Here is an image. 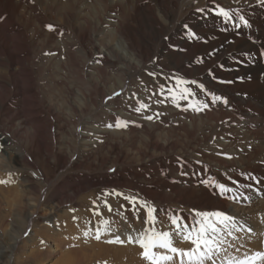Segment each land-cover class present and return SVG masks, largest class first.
<instances>
[{
  "label": "rangeland",
  "instance_id": "obj_1",
  "mask_svg": "<svg viewBox=\"0 0 264 264\" xmlns=\"http://www.w3.org/2000/svg\"><path fill=\"white\" fill-rule=\"evenodd\" d=\"M65 1L66 0H46L47 7L45 18L47 19L45 20L47 22L46 24L51 23L55 27H60V30L57 28L55 30L56 39H61L62 41L65 39L70 42V45L67 47L64 46L63 43V46L59 44V48H56V51L54 48H50L49 46L46 48L44 46L36 56L35 62L27 65L28 70H32L33 72V82L35 86L41 90L38 89V97L36 99L38 105L32 107L33 103H30L29 105L31 107L26 105L25 108H28L27 113H29L30 109L31 112L29 114L32 116L34 115V110H36V112H39V116L36 117L42 119V123L46 125L48 123L51 124V127L46 131L52 138L50 142L53 143V152L51 149L49 153L44 150H32L31 147L34 139L31 136L23 133H20L21 136L14 135L12 132L14 126L10 127V125H14L18 117L16 116L17 120L16 118L13 120L7 119L4 114L6 113L4 109L6 104H0V133L13 143L18 153L20 152L22 156L24 155L28 159V161L19 160L21 162H15L14 160L10 161L8 156L4 153L6 161L4 160L1 162L0 170L7 171L6 174L13 173L12 179L14 182L0 185V218L4 216V225L0 226V230L1 227L8 228L9 218L11 216L14 217L13 203L7 205L5 199H3V196L6 195L5 192L9 191V194L11 193L10 195H13L14 192L17 191L18 204L15 211L22 209L20 213L26 214L25 209H23L27 202L26 198H24L25 194L28 196L31 191L33 193L32 195L36 196L35 198H38V201L43 203L44 200L48 199L49 195L57 191L59 188L58 184H63L67 187L69 186L67 183L73 179L77 180L79 175L88 176L93 179L92 181H95V184L92 185L86 193L83 192L81 194L83 197L87 198L89 195V197H94L93 200L95 201L107 199L108 202H114L116 204L119 200H122L126 209L125 212L131 213L129 211L131 205H129L123 197L115 195H108L105 197L103 193H111L113 190H116L124 195H137L140 199H143L142 192L138 188L131 187V182L135 180L132 175H126L127 173H125V171H123V173L121 171L120 175L116 176L115 172L124 169L135 172L137 175V169L141 165L137 158V153L144 157L145 154L151 153L150 150H153L144 139L145 133L143 129L146 124L149 123L154 124L156 129L158 128V133L161 135V137H159V135L157 136L159 145L163 144L167 139L174 146L170 149L168 147L165 148L164 145V147L160 146L156 150L160 155L155 160L164 168V173H170V167L175 162L177 168L180 167V169H178L182 170V164L178 161V158L186 147L191 148L195 146L197 150L199 147L203 152L207 151L215 155L216 153L211 151L219 148L215 146L218 138L228 137L229 134L232 133L231 131H234L235 139L232 140L230 144V150L234 152L236 150V152L242 156L250 155L251 161L259 157L264 158V148L258 147L261 142H264V59L247 62L242 66L233 63L230 55L234 54L239 57L243 51L258 52L261 46L264 45V9L256 6V0H248V6L245 8L250 22H254L253 27L251 29H242L239 35H237L235 31H222L223 25L213 18H209L207 21H201L193 16L195 7H205L211 4L212 0H69L73 6V8L69 10L71 12L69 13L71 14L68 18L69 21L57 22L59 19L58 15ZM37 2L40 1L37 0ZM37 2L35 0H27L28 4L35 5L36 7ZM217 2L223 7H237L244 4V0H240V4H237L236 0H217ZM90 5H92V7ZM96 9L99 12L97 14L95 13ZM165 16L167 18H165ZM86 19L88 20V25L83 23ZM118 20L122 22V30L124 33L128 35L131 40L136 42L142 52V65L137 70L128 66L121 70L120 64L113 65L114 63H111L109 60L101 59L100 56L97 55V50H99L101 46H93L92 42L94 40L90 39V37L93 36L91 33H102L99 34V36L106 33V35L111 36ZM79 22L84 24L82 28L76 25V23ZM182 22H187L191 26H194V31L198 33L201 39L193 40L191 38H185ZM101 28L103 32H98ZM44 29L45 32H53L46 27ZM94 29H96V32L93 31ZM165 35L169 36V40H163V36ZM97 36L98 35H96V38L99 37ZM109 36L108 40H110ZM67 37H69V39ZM229 41H231V43H229ZM111 42L115 43L114 46L116 48L119 47V50H123L126 56H129L126 48L121 49V45L119 46V44H116L118 42L117 40L111 38ZM173 45L175 47H172ZM221 45H223L222 48ZM213 49H219V51H217L215 55L209 56L208 53ZM102 52L106 53L103 49ZM40 56H44V58ZM197 57L202 59L203 63H197ZM70 59L72 61L68 63ZM97 60L100 62L97 63ZM221 62L226 66L224 70L217 66L218 63ZM43 67H49V69L44 70ZM208 68H212L216 76L224 80H233L235 82L232 84L217 83L208 75ZM231 68H235L236 71L227 70ZM148 71H155L158 73L162 71L165 75L169 76L175 73L177 76H183L188 80L196 79L199 82L205 83L209 89L216 90L218 94L226 95L229 98L230 106L218 104L205 113H193L191 111L185 113L176 108L171 101H166L165 104H157L155 101L160 97L153 93L156 92L158 84L164 83L165 81L160 78L153 79L147 75ZM54 72L59 74L60 83H62L61 87L63 88H65V86L72 87L74 92H81V90H87V88L89 91L91 90V97L93 98L94 105L87 108L84 114L85 118L93 117L94 123L88 124L90 128L98 130L104 129L106 131L103 135H99V133L93 135L96 139L91 138V140L92 142H96V145L92 150L93 152H90L89 156L85 157L86 161L81 168L74 165V158L69 161L70 156L65 150V142L71 138L69 133L70 128L75 124H81V119L79 116L68 118V114H66L68 111L64 108L65 104L62 100L63 98L61 99L60 97L62 95L59 91H56V89L47 87L49 80L55 78ZM99 73L100 79L89 80V74H96L95 76H98ZM238 76H243L244 79L242 81L237 80L236 78ZM6 81V86L11 89V80L7 79ZM93 81L95 87L92 88L90 84H92ZM117 86H119L118 89L110 92ZM189 86L197 92L198 96H202V93H200L199 89L194 85ZM51 89L53 91H51ZM101 91L103 93L106 91L102 98H100L98 94ZM114 92H120L121 95L119 97H114L111 101L106 100V97L111 96ZM132 93L136 94L135 97L132 96ZM149 97H151V99H149ZM74 98L77 99L79 97ZM138 100L149 103V110L143 114H137L133 109L137 106ZM29 101H31V99L27 98V103ZM48 103L57 108L59 107L58 110L60 114H62L60 119L54 118L56 113L51 114L47 111L46 105H48ZM181 103L184 104L186 102ZM231 109L235 110L233 111ZM156 112L161 113L160 119L147 121L143 118L144 115H151ZM9 113L11 116L12 112ZM31 115L30 119L32 118ZM209 115H212L214 118H210ZM117 116H122L124 117L122 119L125 120L135 121V124H131L127 129L106 127L109 123L114 124ZM241 116L244 117L243 120L240 119ZM191 121H195L196 124L192 129V136L189 140L188 137L184 135V131H186V127ZM243 123L246 125L244 126ZM247 123L250 125L248 127L251 133V139L248 138V142H246L247 137L238 134V132H240L238 131L239 128L242 126L246 128ZM57 124H62L60 126H62L63 129L59 130L58 134H55ZM81 125L77 126V131L78 129L79 131L82 129ZM240 130L242 131L243 129L240 128ZM118 131L119 134L113 135L114 132ZM202 133L207 134L204 140L201 138V135H203ZM243 133L247 134L246 132ZM85 134L89 135V133ZM18 142H23V144L21 143L22 146ZM246 143L250 144L246 146V148L249 147V150H253L255 147L257 148L250 152L245 149ZM236 152L228 155L232 158L235 157L234 159L245 157H238ZM57 155L66 156V163H60ZM228 155H223V159H229ZM76 156L77 154L73 157ZM117 157H119V163L122 164L119 165L115 163V165L111 167ZM46 158H48L49 161L47 164ZM189 161H191V159H189ZM149 171L152 172L151 170ZM197 171L194 172V174L198 176L201 174V171L198 169ZM33 173H35V175H33ZM249 174L255 176L254 173ZM202 176L204 175L202 174ZM258 177L262 180L261 176L258 175ZM0 179H2L1 175ZM108 179H117L120 184L117 187H110L108 184H105L108 183ZM162 181H166L169 185L172 183L171 186L177 183L174 179L169 177L162 179ZM192 186L194 187L193 183ZM28 188L31 190L29 191ZM65 190L67 191L68 188ZM149 190L152 189H148L147 191ZM22 191H26L23 196ZM169 193L170 191H163L164 195H170ZM151 203H154L160 212H163L160 208L170 204L168 202L163 203L159 208L157 203L153 201ZM63 205L65 206L63 207L65 210L61 206L60 207L64 212L62 210L57 212V216H62L66 214V212L69 214L71 213V210L68 209L69 204L66 202L63 203L62 206ZM33 217L36 218V215ZM95 219L96 218L93 219L92 216V220ZM17 220L19 221L15 223L16 229L22 228L21 230L25 229V231L29 232L32 230V226H30L28 220L26 221L25 228L23 220L19 215ZM47 222L49 221L44 222V224L50 226L51 223ZM137 229H139V227H137ZM4 237L5 236H2L0 231V243L4 242V248L6 247L4 254L0 257V264H11V259L9 260L10 263H8V258H14V253L12 254L11 247L7 246L9 242ZM24 238L25 236L22 232L21 236L15 242V247L20 246ZM102 240L103 239L96 241L93 238L90 243L92 241L102 243ZM41 241V239L38 241L39 245H43ZM106 241L105 243L108 244ZM66 249H68V247ZM101 263L104 264L105 262L99 260L96 264ZM23 264H36V261L29 257L23 261Z\"/></svg>",
  "mask_w": 264,
  "mask_h": 264
},
{
  "label": "bare ground",
  "instance_id": "obj_2",
  "mask_svg": "<svg viewBox=\"0 0 264 264\" xmlns=\"http://www.w3.org/2000/svg\"><path fill=\"white\" fill-rule=\"evenodd\" d=\"M35 1L37 2V0ZM39 1L41 3L37 2L36 7L35 5L28 4L27 0H0V16L5 17V19L0 20V104H6L4 107L6 113L4 114L7 119L13 120L16 118V116L18 117V120L16 118L17 122L14 125H10V127L14 126V129L12 130L13 134L16 136H21L20 133H23L31 136L34 139L33 145L31 147L32 150H44L45 152L49 153L50 149L52 151L53 143L50 142L52 138L50 137L49 133V135L47 134L46 130L51 127V124L48 123L46 125L42 123L43 120L36 117L39 116V112H36V110H34V115L32 116L31 114H29L31 112L30 109L29 113H27L28 108H25V106L29 105L30 103H33L32 107L38 105L36 99L38 97V89H40L35 86L33 82V72L32 70H28L27 65L35 62L36 56L40 53L41 49L44 46L46 48L48 46L50 48H54V50L56 51V48H59V44L63 46V43L64 46L68 47V45H70V42L66 41L64 39L65 37L63 38L64 41H62L61 39H56L55 31H53L52 33L44 31L45 25L47 23L45 20L47 19L45 18L47 6L46 0ZM90 6L92 7V5ZM71 8H73L71 2L69 0H66L65 3H63V7L61 8V11L58 15L59 19L57 22H68V18L71 16V14H69L71 13L69 11ZM96 11L97 9L95 10L96 14L99 13L98 11ZM165 18L167 17L165 16ZM85 21H83V23H85V25H88V20L86 19ZM83 23L79 22L76 23V25L82 28L84 26ZM56 28L60 30V27H55V29ZM122 28V22L118 20L115 28L113 29L114 32L111 34V36L106 35V33H103V35L100 36L99 34L102 33H91L93 35V38L90 37V39L94 40L92 42L93 46H101L99 50H97V55H99L101 59H105L107 61L109 60L111 63H114L113 65L120 64L121 70L127 66L137 70L142 65V52L140 51V47L136 44V42L131 40V38L124 33ZM95 30L96 29H94L93 31ZM98 32H103L102 28L98 30ZM96 35H98L99 37L97 36L98 38H96ZM108 36L110 40H108ZM67 38L69 39V37ZM111 38L118 41L116 44H119V46L121 45V49L126 48L128 52L127 54H129V56H126V54L123 53V50H119V47V49L116 48L114 46L115 43L111 42ZM102 49L106 53H103ZM40 57L44 58V56ZM70 61L72 60L70 59L68 63ZM43 69L46 70L49 69V67H43ZM54 73L55 78L49 80V83L47 82V87L56 89V91H59V93L62 95L60 97L61 99L63 98L62 100L65 104L64 108L68 111V113H66L68 114V118H75L79 116L81 119L80 122L82 125L74 123L75 125L69 130L71 138H69L68 141L65 142L66 153L70 156L69 161L74 158V165L81 168L83 167V163L86 161L85 157L89 156L90 152H93L92 150L96 145V142H92L91 140V138L96 139V137H93V135L96 133H99V135H103L104 133H106V131L104 129L98 130L95 128H90L88 124L94 123V119L92 116L89 118H85L84 114L87 111V108H90L94 105L93 98L91 97V90L89 91V89L87 88V90H81V92H74L72 90V87L65 86V88H63L61 87L62 83H60L59 74L57 72ZM90 75L92 74H89V77L87 76L89 80L101 78L100 73L98 74V76H95L96 74L92 76ZM7 79L11 80V89L6 86ZM90 85V87L92 88L95 87L94 81ZM118 87L119 86L115 87L110 92L118 89ZM52 89L51 91H53ZM105 92L103 93L101 91L100 93H98L100 98L104 96ZM73 96L79 98L75 99ZM27 98H30L32 102L29 101L27 103ZM54 107L55 106L50 103L46 105L47 111L51 114L56 113L54 118L60 119L62 114H60L58 110L59 107ZM9 112H12L11 116L9 115ZM30 115L32 116L31 119ZM209 117L214 118L212 117V115H209ZM120 118L124 117L120 116ZM188 124L189 125H187L186 131H184V135L189 139L192 136V129L195 127L196 123L195 121H191ZM60 125L57 124L55 134H58L59 130L63 129V127ZM78 125H81L82 127L80 131H77L76 129ZM245 125L246 124H244V126ZM248 126L250 125L247 123L246 128L243 126L240 127L241 129H243L242 131L246 132L247 134H244L240 130V128L238 130L240 131L238 132L240 136L247 137L246 142H248V138L251 139V133L249 131L250 128ZM157 129L156 126L151 123L146 124L143 129V132L145 133V142H148L147 144L151 146L153 150H150L151 153L145 154L144 157L136 152L137 158L140 161L138 162L141 164L137 169V175L135 172L127 171L124 169L115 172L116 176H119L121 171L122 173L123 171H125V173H127L126 175H132L135 180L131 182V187L138 188L143 194V199H149L150 202L153 201L157 203V205H159V208L163 203H170L169 205L167 204L164 205L163 208H160L163 210V212L159 211L157 213L158 219L162 222L158 224L157 227L161 230L172 231L167 219V215L170 212H179L182 213L185 217H188L193 209L200 211L217 209L227 210L229 214L236 216L237 219L242 220L247 226H250L253 229L252 233L238 234L240 236H252V240L248 242L247 246L256 249L261 248L259 241L261 239H264V236L260 235L261 233H264V184L259 186L253 184V189L247 190L245 192V194L249 197L248 200L234 202L218 198L217 196L212 194L211 189H205L203 186H201L199 184V180L207 178L208 176H213L215 179L220 180L221 182L228 183V176H231L233 179L240 180L242 184L250 183V181H246L242 176H240L241 171L245 173H254L256 177H258L259 175L261 176L262 180H264V158L259 157L260 159L256 158L251 161L250 155H243L245 156L243 157L235 150V152L237 153L236 155L243 158L234 159L235 157H233L231 159L224 160L223 158L224 156H227L226 154L235 153L234 151L230 150V144L232 143V140L235 139L234 131H231L232 133H230L231 135L229 134L228 137L218 138L215 146L219 148L213 151L210 150L211 152L216 153L215 155L212 153H208L207 151L203 152L199 147L198 150L195 146H192L191 148L186 147V149L181 152V156H178V161L182 164V170H179L180 167H178L179 169L177 168L175 162L172 166L170 165V173H164V168L159 165V162H156L155 160L160 155V153L156 152V150L160 146L164 147V145L165 148L168 147L170 149H172L174 146L167 139L163 144L159 145L157 136L159 135V137H161V135L158 133L159 131ZM85 133H89V135H86ZM117 134H119V131L114 132L113 135ZM201 136V138H203L202 140H204L207 134L205 133ZM0 142H2L4 145L3 150H0V164L4 160L6 161L4 153L8 156V159L10 161H28V159L24 155L22 156L20 152L18 153L16 151L13 143L9 141L8 138L4 137L1 133ZM18 143L23 144V142ZM249 145V143H246L245 149L249 150V147L246 148V146ZM258 147L264 148V142H261ZM256 148L257 147L253 148V150H255ZM253 150L249 151L252 152ZM75 154H77V156L73 157ZM57 156L60 160V163H66V156ZM189 159H191V161H189ZM48 162V158H46V164ZM119 162V157H117L111 167H113L115 163L121 165L122 163ZM197 169L201 171V174H199L198 176L194 174ZM149 170H151L152 172H150ZM181 172H187L188 175H181ZM6 173L7 171L0 170L2 179H6L8 177V174ZM202 174L204 176H202ZM78 177L79 178L77 180L73 179L72 181L68 182L67 184L69 186L67 187H65L63 184H58L59 188L57 189V191L49 195L48 199L44 200L43 203L38 201V198H35L36 196L32 195L33 193L30 191L31 189L28 188L30 194L28 196L27 194H25L24 198H26L27 202L23 207V209H25L26 211V214L20 213L22 209L15 211L18 204L17 191L14 192L13 195H10L11 193L9 194V191L5 192L6 195L3 196V199H5L7 205L13 203L14 207V217L11 216L9 218V227H1L0 230L1 235L5 236L4 238L9 242L7 243V246L11 247L12 254L14 253V258L9 257L8 263H10L9 260L11 259V264H23V261L30 257L31 259L36 261V264H96L99 262V260H103L105 262L104 264H147V262L143 261V259L139 256L140 250L137 245L105 243L106 240L112 239L115 235H120L122 239H125L130 233L132 235H135L137 232L142 231L143 216H141L140 220H137L136 217L131 213L125 212V207H120L121 205H124L122 200H119L117 204L114 202H108L112 207L111 212H109L108 208H106L101 203V201H96L100 206L102 216H93L92 201L94 197H89L88 195L87 198H85L81 194L83 192L86 193V191L95 184V181H92L93 179L85 175H79ZM167 177L174 179L177 183L171 186L172 183L171 185H169L168 183H166V181H162V179H166ZM192 183L194 184V187L192 186ZM105 184H108V186L110 187H117L120 183L117 179H111L108 181V183ZM67 188L68 190L66 191L65 189ZM148 189L152 190L147 191ZM255 189H260V191H256ZM163 191H170V195H164ZM24 193H26V191H22V196ZM66 202L69 204L68 209L71 210V213L69 214L68 212H66V214L62 216H57V212H60L61 210L64 212L65 208L63 207L65 206H62V204ZM60 206L64 210L61 209ZM18 215L23 220L24 228L26 221L28 220V223H30V226H32V230L30 231L31 234L28 237L24 238L22 244L15 247V242L21 236L22 232L25 231V229L21 230L22 228H15L16 221H19L17 220ZM34 215H36V218L33 217ZM74 215L77 217V220L75 221L72 219ZM92 216L93 219H96L92 220ZM100 218L108 219L110 221L112 233L103 236V244L97 243L95 241H92L90 243L93 238L89 237L85 239L83 238L81 233L83 232L85 226L89 221L95 224V222ZM46 221H49L47 223H51V225H45L44 222ZM3 225L4 216H1L0 226ZM137 227H139V229H137ZM40 239L43 241V245L38 244V241H40ZM172 241L173 246L176 247L187 248L191 246L190 241H185L183 237L177 236L174 232L172 234ZM4 246V242H1L0 257L6 250V247L4 248ZM67 247L68 249H66Z\"/></svg>",
  "mask_w": 264,
  "mask_h": 264
},
{
  "label": "snow or ice",
  "instance_id": "obj_3",
  "mask_svg": "<svg viewBox=\"0 0 264 264\" xmlns=\"http://www.w3.org/2000/svg\"><path fill=\"white\" fill-rule=\"evenodd\" d=\"M237 4H240V0H236ZM248 6V0H244V4L237 7H223L217 0H212L211 4L205 7H195L193 10V16L201 21H207L209 18L219 21L223 27L222 31L229 32L235 31L237 35L240 34L242 29H251L254 22H250L248 14L245 8ZM256 6L264 9V0H256ZM5 17L0 16V20ZM45 27L50 31H55V26L51 23L46 24ZM182 28L184 30L185 38H191L193 40H199L201 37L196 31L194 26H191L187 22H182ZM163 40H169V36H163ZM231 43V41H229ZM172 47H175L174 45ZM223 45H221V48ZM219 49H213L208 53L209 56L215 55ZM232 61L235 64L245 65L247 62L258 61L264 59V45L261 46L258 52L256 51H243L240 56L237 57L234 54H230ZM154 59V58H153ZM100 61L97 60V63ZM197 63H203V60L197 57ZM222 70L225 69V65L221 62L217 65ZM228 71H236L235 68L227 69ZM208 75L219 84H232L233 80H224L216 76L212 68H208ZM147 75L153 79H163L164 83H159L154 95H158L160 98L155 102L157 104H165L166 101L171 103L181 111L188 113H205L212 107L223 104L224 106H230L229 98L224 94H218L216 90L209 89L205 83L199 82L196 79H185L183 76H177L175 73L172 75H165L162 71H148ZM237 80H243V76H238ZM189 85H194L202 96H198L197 92L193 90ZM120 92H114L111 96L106 97V100L111 101L114 97H119ZM135 93L132 96L135 97ZM151 99V97H149ZM181 102H186L182 104ZM150 104L143 101H137V106L133 109L137 114H143L149 110ZM235 110V109H231ZM161 113L156 112L151 115H144L143 118L147 121H153L154 119H160ZM244 119L243 116L240 117ZM131 124H135V121L125 120L117 116L115 123H109L106 125L108 128L115 127L116 129H127ZM79 131V129H78ZM3 143L0 142V150H3ZM228 155V154H226ZM228 158L232 157L228 155ZM179 159V158H178ZM13 173L8 174L7 179H0V185H6L13 183ZM35 175V173H33ZM181 175H188L187 172H181ZM240 176L250 183L242 184L240 180L233 179L228 176V183L221 182L215 179L213 176L200 179L199 184L205 189H211L212 194L218 198L239 202L242 200H248L249 197L245 194L247 190L253 189V184L262 185L264 180L259 177H255L249 173L243 171L240 172ZM260 191V189H255ZM105 197L108 195H115L123 197L131 207L129 211L137 220L143 216V230L137 232L135 235L131 233L127 235L125 239H122L120 235H115L112 239L107 240V243L116 244H129L137 245L139 247V256L146 261L147 264H264V239L259 241L261 248L248 247V242L252 240V236L245 235L240 236L239 233H252L253 229L247 226L242 220L237 219L236 216L231 215L227 210H195L185 217L182 213H169L167 219L169 221L172 231L161 230L157 227L162 223L158 219V209L151 203L149 199H140L137 195L127 196L123 193L113 190L111 193L105 192ZM93 210L92 215L101 217L100 206L95 200L92 201ZM101 203L108 208L109 212L112 211L111 205L107 199L101 201ZM121 208L124 205L120 206ZM72 219L75 221L77 217L74 215ZM173 232L180 237H183L185 241H190L191 246L187 248H181L173 246L172 234ZM112 233L111 223L108 219L100 218L95 224L91 221L85 226V229L81 233L83 238H94L96 241H100L106 234ZM25 237L30 235L29 231L23 232ZM264 236V233L260 234ZM43 243V241H41Z\"/></svg>",
  "mask_w": 264,
  "mask_h": 264
}]
</instances>
